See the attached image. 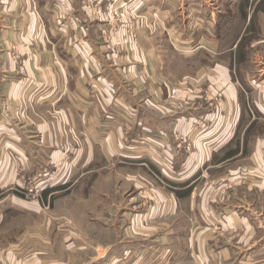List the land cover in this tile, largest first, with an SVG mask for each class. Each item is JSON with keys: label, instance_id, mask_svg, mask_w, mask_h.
I'll list each match as a JSON object with an SVG mask.
<instances>
[{"label": "rangeland", "instance_id": "1", "mask_svg": "<svg viewBox=\"0 0 264 264\" xmlns=\"http://www.w3.org/2000/svg\"><path fill=\"white\" fill-rule=\"evenodd\" d=\"M0 1H16L20 9L31 1L36 15L35 1H52L60 46H104L125 66L139 63L135 76L152 57L156 106L165 107V126L193 116L191 132L207 142L236 125L230 150L237 154L212 172L186 170L181 158L194 152V143L167 130L156 133V167L150 170L114 163L96 150L91 174L76 187L80 167L73 172L65 161L42 169L32 165L40 176L36 182L28 176L24 196L40 210L13 218L1 245L15 250L26 243L28 264H264V32L257 27L264 0ZM225 68L239 83L242 116L222 113V92L208 85L209 79L221 85ZM195 109H201L197 117ZM129 127L122 153L133 158L144 150L148 134ZM169 137L174 151L163 143ZM226 156L221 151L214 161ZM164 158L167 164L159 165ZM69 174L67 188L74 191L51 194V185ZM36 184L42 190L38 199L28 195ZM191 187L196 192L182 196Z\"/></svg>", "mask_w": 264, "mask_h": 264}, {"label": "crops", "instance_id": "2", "mask_svg": "<svg viewBox=\"0 0 264 264\" xmlns=\"http://www.w3.org/2000/svg\"><path fill=\"white\" fill-rule=\"evenodd\" d=\"M36 4L40 15L32 10L31 1H26L21 9L16 1H0V235L10 228L13 218L27 216L29 212L37 216L40 210L38 203L29 202L24 196L28 176H34V182L40 176L31 171L32 165L42 169L44 165L56 166L65 161L73 172L74 168L80 167L83 171L74 182L76 187L91 174L96 150L105 151L114 163L149 167L150 170L156 167V133L167 130L189 137L194 143V152L181 158L186 170L193 167L192 170L199 174L205 167L210 172L214 167L225 166L237 155L230 150L236 125L231 133L229 126L224 127L221 136L211 137L207 142L191 132L193 116H181L175 127L174 123L165 126L164 120L160 119L161 114H165V107L156 106L155 61L152 57L148 56L143 63L144 73L135 76L139 63L125 66L122 58L111 56V51L109 55L104 46H60L52 16L54 3L35 1ZM12 14L19 18L15 21ZM246 19L248 23L252 20L250 16ZM257 22L263 33L264 12L258 15ZM206 30L210 36L214 34L211 27ZM253 30L250 27L249 32ZM225 70L227 79L224 74L221 85L220 81L214 83L211 79L208 85H215L222 92L223 99L219 103L222 113L229 117L242 116L239 83L230 76L229 68ZM126 87H131V94L128 95ZM169 97L166 94L163 98L166 101ZM200 110L195 109L197 113H192L195 116L201 113ZM130 124L132 133L137 134L134 131L138 128L148 134L144 150L132 154L133 158L124 157L122 153L124 128ZM66 135L78 145L68 157L58 147L66 140ZM164 140V145L169 143L174 151L172 139ZM221 151L227 156L215 162L214 157ZM165 160L158 164L165 166ZM62 178L63 182L58 179V183L51 185V194L67 193L68 196L74 191L67 188L66 183L72 175ZM195 192L191 187L182 196H192ZM175 197L179 199L178 194ZM29 250L26 243L15 250L0 244V264H28Z\"/></svg>", "mask_w": 264, "mask_h": 264}, {"label": "built area", "instance_id": "3", "mask_svg": "<svg viewBox=\"0 0 264 264\" xmlns=\"http://www.w3.org/2000/svg\"><path fill=\"white\" fill-rule=\"evenodd\" d=\"M77 148V143L76 141L73 140H65L64 142L59 144V151L63 154H69L75 151ZM41 185L36 184L34 187L31 186L30 189L28 188V195L38 199V195L41 193L42 190H40ZM28 197V196H27Z\"/></svg>", "mask_w": 264, "mask_h": 264}]
</instances>
